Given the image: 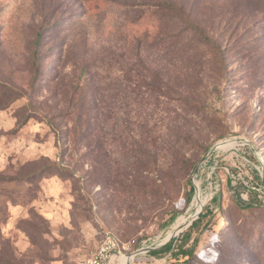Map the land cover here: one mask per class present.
I'll return each mask as SVG.
<instances>
[{
    "label": "rangeland",
    "instance_id": "rangeland-1",
    "mask_svg": "<svg viewBox=\"0 0 264 264\" xmlns=\"http://www.w3.org/2000/svg\"><path fill=\"white\" fill-rule=\"evenodd\" d=\"M262 178L264 0H0V264H264Z\"/></svg>",
    "mask_w": 264,
    "mask_h": 264
},
{
    "label": "trees",
    "instance_id": "trees-1",
    "mask_svg": "<svg viewBox=\"0 0 264 264\" xmlns=\"http://www.w3.org/2000/svg\"><path fill=\"white\" fill-rule=\"evenodd\" d=\"M168 6H170V5H168ZM175 7H177V6H175ZM177 9L180 11L179 16H183L184 12H182L181 8L177 7ZM139 26H141V27L143 26L142 22L139 23ZM43 118L51 127L54 128V123L50 119H46L45 116ZM38 173L41 175L42 171H38ZM258 180H260L259 176H258ZM188 184H189V195H193L194 194L193 184L191 181H189ZM230 186L234 190V186H232V185H230ZM246 190L249 194V197L246 200L244 198H242L241 192L238 189L233 191L234 202L236 203V205L239 208L247 209V208L251 207L252 205H257V204L263 205L264 204V203H262L261 200H259L257 198L256 191H253L251 189H246ZM218 199H219L218 195H214L211 200L216 203L218 201ZM208 209H209V207L206 206L203 209V212H200L198 214L197 218H195L192 221V223L183 232H181L177 236H173L165 244H163L157 248L149 250L147 252V255L153 256V257L167 256L169 259H173L176 262H178L180 260H182V262H187L190 258H192L194 256V249L196 246V238H192V233L195 230H199V227L202 223V220L206 216ZM175 217H176V214L174 213L173 215H171L170 219L173 220ZM189 241L191 243L189 245H187L189 243Z\"/></svg>",
    "mask_w": 264,
    "mask_h": 264
},
{
    "label": "built area",
    "instance_id": "built-area-1",
    "mask_svg": "<svg viewBox=\"0 0 264 264\" xmlns=\"http://www.w3.org/2000/svg\"><path fill=\"white\" fill-rule=\"evenodd\" d=\"M123 249L115 236L105 235L83 264H121V258L125 256Z\"/></svg>",
    "mask_w": 264,
    "mask_h": 264
},
{
    "label": "water",
    "instance_id": "water-1",
    "mask_svg": "<svg viewBox=\"0 0 264 264\" xmlns=\"http://www.w3.org/2000/svg\"><path fill=\"white\" fill-rule=\"evenodd\" d=\"M211 150H213V147L211 148ZM200 166V165H199ZM199 166L196 167L195 169V173L194 175H196L197 173V170L199 168ZM262 184H264V179L262 178ZM173 236H175V233H173L172 235L168 236L163 242L157 244V245H154V246H147V247H142V248H139L138 250L134 251L132 254H130L131 257L137 255V254H140V253H145V252H148L149 250L151 249H154V248H157L163 244H165L167 241H169ZM128 264V261L127 263Z\"/></svg>",
    "mask_w": 264,
    "mask_h": 264
},
{
    "label": "bare ground",
    "instance_id": "bare-ground-1",
    "mask_svg": "<svg viewBox=\"0 0 264 264\" xmlns=\"http://www.w3.org/2000/svg\"><path fill=\"white\" fill-rule=\"evenodd\" d=\"M197 208L199 207V205H200V193H199V191L197 192V195H196V197H195V200H194V203H193ZM197 211V210H196ZM179 222L177 221L176 222V224H175V228H174V231L175 230H177L178 229V227H179ZM171 233H173V232H171ZM126 259H129V257L128 256H123L122 258H121V264H124L125 263V261H126Z\"/></svg>",
    "mask_w": 264,
    "mask_h": 264
}]
</instances>
